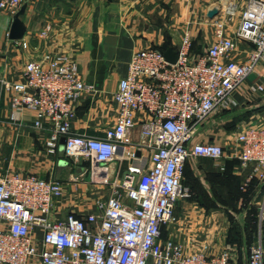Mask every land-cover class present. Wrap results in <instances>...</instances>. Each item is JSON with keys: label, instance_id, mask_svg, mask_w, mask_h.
<instances>
[{"label": "built area", "instance_id": "1", "mask_svg": "<svg viewBox=\"0 0 264 264\" xmlns=\"http://www.w3.org/2000/svg\"><path fill=\"white\" fill-rule=\"evenodd\" d=\"M25 1L0 0V9L15 17ZM231 5L228 16L237 9ZM214 35L208 49L194 56L187 26L176 63L155 47L135 52L114 94L116 121L101 135L74 127L78 102L97 87L68 53L31 59L24 79L7 83L13 91L10 118L34 110V125L50 130L47 153L55 155L64 139L66 156L88 160L92 184L110 186L111 194L90 213L59 217L60 181L0 174V264H238L234 251L210 254L208 243L190 251L163 237L178 220V200L192 197L183 182L187 162L207 157L221 163L230 156L223 144L201 141L199 133L206 121L236 105L235 92L264 64V0H249L235 29L228 19H216ZM244 44L249 48L241 58ZM256 90L263 92L264 85ZM235 147L241 165L252 168L249 179L264 181V128L244 127ZM113 162L118 167L112 175ZM260 209L264 217V203ZM243 264H264L261 238Z\"/></svg>", "mask_w": 264, "mask_h": 264}, {"label": "crops", "instance_id": "2", "mask_svg": "<svg viewBox=\"0 0 264 264\" xmlns=\"http://www.w3.org/2000/svg\"><path fill=\"white\" fill-rule=\"evenodd\" d=\"M248 2L26 0L27 8L21 16L26 32L18 40L10 38L14 16L0 9V174L16 171L60 181L64 195L56 201L59 217L70 212L84 215L94 211L99 186L92 184L87 172L91 163L66 156L63 140L55 155L48 154L46 139L50 130L34 125L37 118L34 110L26 109L20 120H12L13 91L7 83L22 81L25 65L31 59L47 53H68L78 62L83 78L97 87L95 93L85 95L78 102L74 127L80 132L101 135L116 121L118 105L114 94L135 52L148 47L162 48L166 44L177 50L189 20H193L192 53L198 56L215 40V20L223 18L229 5L235 4L237 9L244 10ZM44 31L47 33L43 36ZM248 48L249 44L243 45L245 51ZM244 50L241 48L237 55L244 58ZM255 74L235 92L236 105L226 114H217L215 121L205 122L199 133L201 141L225 142L230 156L221 163L207 157L188 161L185 182L193 187L192 197L178 200V220L164 228L163 237L183 243L190 251L199 249L204 243L210 245L214 240L224 241L215 234L213 224L214 214L218 215L222 208H238L234 212L243 214L239 208H261L264 203V181L257 177L249 179L252 168L241 165L235 155V145H228L226 135H222L250 125L264 128V91L256 90V85H264L263 63ZM235 119L236 127L230 128ZM229 138L236 141L235 135ZM228 165L230 172L225 173ZM109 167L113 175L118 163L113 162ZM245 191L250 197L248 204L242 194ZM237 225L241 236L236 233L231 245L236 242L240 251L234 248L233 254L239 264H243L247 255L240 246L245 244V232L239 222Z\"/></svg>", "mask_w": 264, "mask_h": 264}, {"label": "rangeland", "instance_id": "3", "mask_svg": "<svg viewBox=\"0 0 264 264\" xmlns=\"http://www.w3.org/2000/svg\"><path fill=\"white\" fill-rule=\"evenodd\" d=\"M230 6H232V5H229L226 10H229ZM242 12H243V10L236 9L235 13L232 15L228 16V14H226V13L224 14L223 18L228 19V28L229 29H235L236 28L237 24L239 23V20L241 19ZM193 25H194V21L189 20L188 26H190V28L192 29ZM193 41H194V39H193ZM253 74H254V76H256L255 73H253ZM209 120H208L209 122H211L212 120L215 121V116L213 118H210ZM228 123H230V122H228ZM241 129H243V128H241ZM241 129L237 128V129L233 130L231 133L222 134V135H226L225 139H226V141H228V145L229 144L235 145L236 141H231L229 136L235 135V137H236ZM219 130H221L223 132V130L221 128ZM221 144H223L224 146L225 145L227 146V144L225 142H223ZM226 146H225V149L228 152ZM228 154H230V152H228ZM110 194H111V187L107 185V187L99 188L97 190L95 197H96L97 201H104L110 196ZM178 209L179 208H175L176 215L177 214L179 215ZM214 209H216V208H214ZM254 209H256V210H254ZM254 209L253 208H244L243 210H241L243 212V214H240V212L235 213L234 208H222L223 211L219 212L218 215L214 214L213 224H215V226H216L215 234L220 235V238L224 241H219V242H217L218 240L212 241V243H211L212 246L210 244V250H211L210 253H212V254L218 253V252H221L225 249H228L230 251H234V248H236V250L238 252L240 251L237 244H235L236 242H234V245H231V243L233 244V241L235 238V234H236L235 230L237 228V222H239L242 225V229L245 232V236H244L245 244L240 246V247L243 248V251L246 255H248V253H249L250 246H252V244L254 245L255 243H257L260 240V238L262 239V242L264 243V217L261 216V209L260 208H254ZM255 211H256V214H255ZM237 217L239 218V220L237 219ZM252 217H253V220L257 218V220H256V231L254 233V236H251V231L248 227L249 226L248 222L250 220L252 221V219H251ZM171 226H169V227H171ZM167 231H169V229ZM237 236H241V235L238 234ZM229 243H230V245H228ZM234 253H235V251H234ZM239 263L240 262H238V264Z\"/></svg>", "mask_w": 264, "mask_h": 264}, {"label": "water", "instance_id": "4", "mask_svg": "<svg viewBox=\"0 0 264 264\" xmlns=\"http://www.w3.org/2000/svg\"><path fill=\"white\" fill-rule=\"evenodd\" d=\"M27 8V4L24 3L18 13L15 15L11 30H10V38L14 40H18L24 37V34L26 32V26L22 20V15L24 14L25 10ZM166 59L170 63H176L179 59V54L178 51L173 47L169 46L165 51H164ZM64 141V139H63Z\"/></svg>", "mask_w": 264, "mask_h": 264}, {"label": "trees", "instance_id": "5", "mask_svg": "<svg viewBox=\"0 0 264 264\" xmlns=\"http://www.w3.org/2000/svg\"><path fill=\"white\" fill-rule=\"evenodd\" d=\"M170 46V44H166V46H164V47H162V48H158V49H160V50H162V51H165L168 47ZM193 46H194V41H193ZM193 46H192V49H193ZM230 110H224V111H222L221 112V114L223 113V114H226V113H228ZM236 124H237V120L235 119L234 121H232L231 122V125H229L230 126V128H235L236 127ZM187 164H188V162H187ZM186 164V166H185V170H184V179H183V182H184V184L185 185H187V181L185 182V177H186V175H187V167H188V165ZM229 165L227 166V168H226V172L225 173H228V172H230V170H229ZM225 173L223 174V176H225ZM226 177H227V175H226ZM188 186L189 187H191L189 184H188ZM191 189L193 190V187H191ZM247 190V189H246ZM242 194H244V200L246 201V203L248 204L249 203V201H250V197L247 195L248 193H247V191H245V192H242ZM194 195V194H193ZM251 208H257L256 206H253V207H251ZM234 209H238V208H234ZM244 208H239V211H241V210H243ZM254 210H256V209H254ZM255 214H256V211H255ZM252 219V221L250 220L249 222H248V224H249V229H250V231H251V236H254V233H255V231H256V220H257V218L256 219H254L253 220V217L251 218ZM237 227H239L238 225H237ZM235 232L236 233H238L239 235H241V230L240 229H238L237 230V228H236V230H235ZM242 232H244V230L242 229ZM164 234H165V232L163 231V236H164ZM236 237V236H235ZM235 239V238H234ZM253 245V244H252ZM239 246H240V244H239ZM251 247V246H250Z\"/></svg>", "mask_w": 264, "mask_h": 264}, {"label": "bare ground", "instance_id": "6", "mask_svg": "<svg viewBox=\"0 0 264 264\" xmlns=\"http://www.w3.org/2000/svg\"><path fill=\"white\" fill-rule=\"evenodd\" d=\"M235 9V7H233ZM232 8V11H234V9Z\"/></svg>", "mask_w": 264, "mask_h": 264}]
</instances>
